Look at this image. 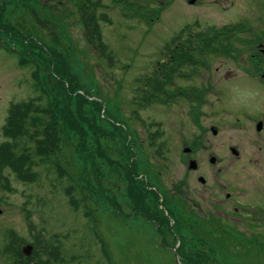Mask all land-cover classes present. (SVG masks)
<instances>
[{"label":"rangeland","instance_id":"374dc122","mask_svg":"<svg viewBox=\"0 0 264 264\" xmlns=\"http://www.w3.org/2000/svg\"><path fill=\"white\" fill-rule=\"evenodd\" d=\"M100 1L102 7L97 13L98 23L103 42L115 59L113 64L96 54L85 43L79 9L83 0H0V6L8 3L5 12L3 11L8 26L21 20L27 21L26 30L30 33L32 29L34 32L31 35L32 42L38 43V48L33 44L29 46L23 36L22 42L28 45L19 43L18 47L29 54L31 51L44 54L47 60L46 71L50 70L48 76L51 77H54L49 61L52 52L68 55L69 73L77 78L79 89H82L80 94L100 100L104 105L101 117L108 122L101 124L97 112L86 104L83 114L98 124V127L91 124L90 127L87 126V129H91L92 139L89 142L87 140L84 145L80 134L74 135L72 132V145H61L63 149L61 148L62 152L59 151L61 156H58L68 177L75 172L82 177L84 185L89 187L92 198L87 206L93 213L95 225L89 223L82 210L75 212L70 207L68 196L64 192L69 180L60 179L57 170L40 162L34 140L26 138L19 143V148H26L30 153L35 177L33 181H22L13 170L0 168V264H13L15 261L9 247L12 232L22 246L33 244L37 240L42 245L50 243L57 246L58 257L50 256L53 249L44 251V261L57 257L58 261L52 264H177L174 250L182 245V249H192L193 254H196L201 229L216 228L237 239L246 238L249 233L260 236L257 232H260L261 223L251 220L247 225L252 212L244 206L250 198L256 201L257 198L264 199V171L259 166L247 164V159L251 156L264 157V144H260L262 150L251 144L252 134L245 128L247 121L242 115L264 110V87L245 78L226 84V97L222 100L224 107L219 108L223 113L228 108L233 110L230 115H214L210 107H205L206 113L199 115L192 106V102L197 100L190 95L175 99L171 105L153 102L141 108L139 103L143 93L139 90L146 86V79L153 76L156 64L168 58L166 53L175 47V39L179 40V45L190 37L213 32L214 29L243 17L250 21L254 30L264 29V0H199L194 5H190L189 0ZM232 4L235 5V10L231 8ZM31 9L36 10L42 20H52L50 23L56 25L51 30L35 25L32 12L29 11ZM50 31L55 34L56 39ZM57 61L60 62V59ZM32 70L20 66L15 55L0 50V147L7 140L4 127L10 108L36 96ZM198 76L187 78L185 70L176 74L170 93L177 95L187 91L186 87L197 86ZM84 125L86 127L87 124ZM103 125L113 134L104 136L102 130L106 129ZM199 125H216L221 131L217 137L211 134L205 137L206 146L209 147L199 150L200 157L205 159L204 169L199 174L209 179L210 184L230 181L237 185L241 190L235 194L238 202L236 205L231 202L230 205L232 210L239 207L240 211L231 212L225 218L220 214L222 217L219 220L231 225H187L194 228L197 239L192 238L193 232L189 228L183 232L185 239L178 237L179 241L175 242L171 236L165 235L166 242L163 244L162 234L156 226L159 222L160 225H166L162 220L165 212L160 209L163 196L159 199L150 192V189H154L151 174L157 178L161 190L174 197L179 214L182 215V205L178 202L182 195H189L190 205L193 199L197 203L200 201L199 194L203 193L205 187L198 181L197 174L189 170L187 159L190 155L183 153L184 148L192 146L194 137L199 136ZM124 127L129 134V137L125 135L127 142L123 138ZM31 128L29 126L32 132ZM153 131L158 133L157 142L165 143L164 152L148 147ZM98 143L104 149L102 152L107 155L109 153L113 161L124 158L125 164L129 161L132 177L137 181H144L147 194L139 207L148 210L150 219L157 217V224L146 221L142 216H133L135 209L142 211L134 205L137 198L133 200L130 197L123 170L121 169L122 175L118 172L115 174L107 158H101L95 151L93 144L97 146ZM88 145L94 154L92 160H89L87 153ZM126 146L132 150L128 155L130 160L124 155ZM231 147L240 152L241 160L229 165L227 160L235 158ZM210 154L224 161L218 167H213L209 158L206 160ZM67 161L75 166L73 173ZM91 167L93 168L90 170ZM93 169H100L103 174L94 172ZM251 178H254L258 186ZM135 184L137 183L132 184V190L135 189ZM113 197L116 198V204H125L123 212L128 214L126 219L117 215L118 208L114 205L115 200L112 201ZM199 203L205 214L215 209L208 207L209 202ZM194 211L202 217L201 211ZM170 217L174 228L175 217ZM92 225L95 230H92ZM168 229L166 225L161 231L166 234ZM219 230L214 229L212 236L209 235L208 238L212 241L217 239L218 250L217 247L211 249L221 256V262L224 263L225 260L230 264L231 260L233 264H251V257L248 258L247 252L239 246L244 242L227 241L225 237L223 239L217 236ZM210 246L212 245L206 246V250ZM241 247L245 248V245ZM229 254L232 257L222 258ZM178 255L179 262L183 264L181 254ZM38 260L40 257L36 261Z\"/></svg>","mask_w":264,"mask_h":264},{"label":"trees","instance_id":"16d2710c","mask_svg":"<svg viewBox=\"0 0 264 264\" xmlns=\"http://www.w3.org/2000/svg\"><path fill=\"white\" fill-rule=\"evenodd\" d=\"M5 3L0 6V50L15 55L20 66L33 69L32 79L34 82L36 96L28 101L13 105L10 108L7 124L4 127V135L7 140L0 147V168H9L13 170L22 181H33L35 176L32 171L33 166L30 153L28 150H26V148H19V143L26 138L34 140L36 155L39 157L40 162L43 165L57 170L58 177H60V179L66 178L69 180L70 183L65 188L64 192L68 196L70 207L75 212L82 210L89 223L95 225L93 213L91 212L89 206H87V202L90 200V198H92L89 187L84 185L82 177L74 172L75 166L67 161L68 165L72 168V173L74 172L73 174H70V177H68V173L63 170L59 163L58 156L62 152L61 148L63 149V146L61 147V145H72V132L74 135L80 134L82 140L84 141V145L87 140L89 142L92 139L90 136L91 129H87V126L90 127L91 124L98 127V124L95 120L83 114L86 104H89L92 110L97 112V115H99V122L101 124L108 123L106 118L101 117L104 110V105L100 100L90 99L87 98L86 95L80 94L82 89H79L80 87L78 86L79 82L77 78L73 74H71V77L69 73L70 65L69 59L67 57L68 55L63 56L62 54H58L54 51L52 52L51 57H53L55 62L50 57L49 61L52 65V72L54 73V77H51L48 76L50 70L48 69V72L46 71L47 60L45 59L44 54L39 55L38 53L32 51L29 54L18 47L21 43H24L22 42L23 36H25L29 46L33 44L37 47L38 43L32 42L31 35H33L34 32L31 29L30 34L26 30L27 21L21 20L16 22V24L13 26H8L4 19L5 8L8 5V3ZM101 7L102 5L100 0H83V3L79 8L81 11L83 38L85 43L89 45L96 52V54L107 60L110 64H113L115 59L109 53L107 46L103 42L102 32L98 23L97 13ZM29 11L32 12V20L35 25L37 24L41 28L49 30H51L52 26L56 25H52L50 23L53 22L52 20H42L36 10L31 9ZM51 35L54 39H56L54 33H51ZM188 39L189 48L186 47L188 43H181L178 45L177 41L179 40L175 39L173 41V45H178V48L166 53L167 57L172 54L174 58H171L170 62L163 60L156 64L157 66L154 70L153 76H149L146 79V86L144 88L141 87L139 90L140 93H143L139 103L141 108L146 107L153 102H166L167 89L173 82L175 75L184 71L188 67L186 63L195 61V57H197V48L199 46L200 36H194ZM42 49L46 51L44 47ZM58 59H60V62L57 61ZM84 124H87L86 127ZM29 126L32 127V132L29 130ZM93 132L96 134V131ZM123 132L124 139L125 135L126 137H129L126 127L123 128ZM102 134L104 136H109V134L112 135L113 133L111 130L106 129L105 131L102 130ZM99 136H101L100 132ZM93 145L96 147H94L95 151L101 158H107V161L112 166L111 170L115 174L118 172L119 175H122L121 167H125L127 190L129 189V195L131 198H133V200L134 198H137V203L135 202L134 205L135 207H139V203H143L142 199L147 194L145 193L144 181H137L132 177L131 170L129 169V161L128 164H125V158L113 161L109 153L108 156L107 153L102 152L104 149L100 148L99 143L97 146L96 144ZM86 149L90 156L89 160L94 159L92 148L88 145ZM59 151L61 152L59 153ZM131 152L132 150L126 146L124 149V155L126 154L128 160H130V156L128 157V155ZM92 168L93 167H91L90 170ZM93 170L94 172L98 171V173L103 174L100 169ZM134 182L137 184L134 185L135 189L132 190L131 186ZM153 193L157 198H161L156 192ZM112 201L115 202L114 205L116 208H118L115 197L112 198ZM163 205H166V203L163 202ZM139 208L143 211L146 210V208ZM168 209L171 211L170 216L175 217L174 228H172L171 225V217H167L166 214H163V221L169 228L166 234L161 231L166 225H156L158 226V232L162 234L163 243L166 242L165 235L171 236L175 242H177V240L179 241L178 237L182 240L185 239L186 236L183 232L189 230V228L193 232L192 238L197 239L193 227H184V225H182L183 216L172 208V210L170 208ZM118 214L119 213L117 212V215ZM192 224L196 225L195 223ZM214 229L215 231L219 230L216 228H210L209 230L205 229L206 236H204H212L211 233H213ZM92 230H95L93 225ZM217 236H221L224 239L226 236L229 237V233L219 230L217 232ZM10 240L11 242L9 247L15 256V261L13 264H52L53 262L55 263L58 261L57 257L59 256V249L57 246H54L50 243L42 245V242L37 240L35 243L31 244L34 246L33 255L30 257H25L21 252V242L13 232L11 233ZM181 246L178 249V253L182 256L184 253V247L182 249ZM48 248L51 250L53 249L50 253V256L57 255V257H50L44 261V251ZM39 257L40 260L36 261Z\"/></svg>","mask_w":264,"mask_h":264},{"label":"flooded vegetation","instance_id":"af4514ba","mask_svg":"<svg viewBox=\"0 0 264 264\" xmlns=\"http://www.w3.org/2000/svg\"><path fill=\"white\" fill-rule=\"evenodd\" d=\"M231 8H234L235 10V5L232 4ZM185 42L188 43L186 47L189 48V39L185 40ZM177 48V46L172 47V50ZM171 58H174L172 54H170L166 59L167 62H170ZM186 65L188 67L190 66L191 68L185 69V76L187 78H191L193 75H199V84L197 86L186 87L188 89L187 91L184 93L179 92L177 95L170 93V84L167 89V100L165 105H171L175 99H183V96L190 95L194 96L197 100L196 102H192L194 103L192 106L197 109L199 115L206 113L204 112L205 107H210L211 112L214 115L221 113H227L230 115L233 113V110L228 108L226 113H223L219 108V106L224 107L222 100L226 97V84L235 80H240L241 78H245L249 82H256L264 87V29L254 30L250 24V21L243 17L231 24H226L221 28L214 29L213 32H208L207 34L202 33L200 35L199 46L197 48L196 60L188 62ZM242 116L246 117L247 126L245 128L248 129L252 134V139L250 140L251 144L262 150V146L260 144H264V110L258 112H247ZM199 126V136L194 137V143L192 142V146L184 148L183 153L190 155V157L187 159L189 162V170L191 173L197 174L198 181L203 185V187H205L203 189V193L199 194V202H206L207 204L209 202L208 207L211 206L215 209H211V213L205 214L202 205L199 202L197 203L196 200L193 199L190 205L189 195L184 194V196L182 195L181 200L178 201L182 205L180 206L183 216L182 225H193L192 223L202 226L229 225L230 223L219 220V217H222L220 214H223L225 218L229 217L231 212L237 213L240 211L239 207H234L232 210L231 205L233 203L235 205L237 204L238 201L235 197V194L241 190L238 189L237 185H233L230 181H222V183H216V185L210 184L209 179L205 178V176L202 174H199L201 170L204 169V158L200 157L199 150L209 147L206 146L207 143H205V137H207L209 134L217 137L221 133L220 128L216 125ZM215 132L217 134H215ZM157 134L158 133L153 131V135L151 134V141L147 145L148 147L151 146L156 148L157 151L163 150L164 152L165 143L160 141L157 142L159 138ZM141 142L144 143V140H141ZM230 150L235 158L228 159L227 163L232 165L235 163V161H240L241 157L240 152L235 147H231ZM208 158L209 163L213 167H218L221 165V162L224 161L223 159L211 154L206 158V160H208ZM212 159L215 161L212 162ZM192 161L196 162V169H190V164ZM247 164L249 166H259L261 170L264 171V157L255 158V156H251L247 159ZM121 169L125 175V167H121ZM218 171H221V169L218 168ZM138 172L139 170H137V173ZM151 175L153 181L152 183H154L152 186H154V189H150V191L152 193L156 192L160 197L163 196V202L166 203V205L161 204L162 208H159L165 212L167 217H170L171 211L168 208L178 211V207H176V201L173 200V196L170 194H165V192L161 190V185L158 183V181H156L157 178H155L153 174ZM201 178L204 181H200ZM120 179H122V177H120ZM251 180L256 186H258L254 178H251ZM224 204H227L228 206H224ZM117 207L119 217L121 219H126L128 214L123 212L125 204L123 205L122 203L121 205L120 202L117 204ZM244 208L249 212H252L250 218L248 219L250 221L247 222V225L251 222V220H254L255 223H261L262 226L260 227V232H257L260 236H255L253 233H249L246 238L242 237L241 239H237L230 237L229 234V237H225L226 239H224L233 242H244V244L240 243L239 246L247 252L248 258L251 257L249 259L251 264H264V199L257 198L256 201L250 198L246 202ZM195 209H198L203 213L202 217L196 214L194 211ZM133 216H142L146 221H151L157 224V217L150 219L148 210L140 211L139 209H135ZM195 216L196 219H198L197 221H193L196 220ZM160 224L161 223L159 222L158 225ZM200 234V238L197 239L199 246L197 245L198 248L196 255H193V250L190 247V251L184 250L182 255L183 264H227V261L225 260H223L224 263H222L219 259L220 255L215 254L212 250L214 247L215 249L217 247V239L214 238L212 241L211 238L205 237L204 235H206V232L204 229H201ZM210 244L212 246L206 250L205 247L209 246ZM243 245H245V248L241 247ZM227 250H229V248H227ZM228 257H232L231 254L224 255L222 258L226 259ZM229 262L230 264H233L231 260H229Z\"/></svg>","mask_w":264,"mask_h":264},{"label":"water","instance_id":"95a60500","mask_svg":"<svg viewBox=\"0 0 264 264\" xmlns=\"http://www.w3.org/2000/svg\"><path fill=\"white\" fill-rule=\"evenodd\" d=\"M198 1H199V0H189V3H190V5H194V4H196ZM215 134H217V133L215 132ZM186 151H187V150H186ZM212 160H213L212 162L215 161L214 159H212ZM196 168H197L196 162L192 161L191 164H190V169H196ZM200 181H204V180L201 178ZM21 252H22V254H23L25 257H30V256H32L33 253H34V246L31 245V244L24 245V246H22ZM174 255H175L176 263H177V264H181V263L179 262V255H178V250H177V249L174 250Z\"/></svg>","mask_w":264,"mask_h":264}]
</instances>
